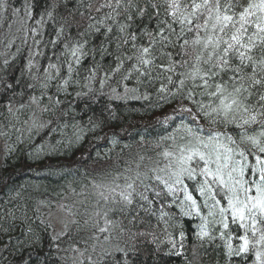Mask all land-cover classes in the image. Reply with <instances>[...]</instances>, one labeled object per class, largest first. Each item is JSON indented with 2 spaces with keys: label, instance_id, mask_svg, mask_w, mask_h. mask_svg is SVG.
<instances>
[{
  "label": "snow or ice",
  "instance_id": "obj_1",
  "mask_svg": "<svg viewBox=\"0 0 264 264\" xmlns=\"http://www.w3.org/2000/svg\"><path fill=\"white\" fill-rule=\"evenodd\" d=\"M9 7L8 0H0V13ZM12 16L22 35L6 37L5 48H16L11 62L22 52L26 56L18 76L6 75L11 62L3 59L0 106L23 125L16 129L17 144L24 143L27 131L30 158L59 154L65 144L71 148L84 139V129L73 123L72 135L61 131L64 138L55 144L32 142L68 128L61 121L74 109L61 96H70L73 86L87 89L76 91L77 98L106 97L111 119L119 118L120 103L140 104L135 115L158 110L155 122L165 134L156 141L161 150L155 158L141 155L123 174L104 175L99 182L94 177V205L87 199L80 208L61 205L73 219L50 238L48 248L54 244L56 253L75 255L50 260L26 213V229L13 236L12 211L0 217V251L30 250L18 264H107L115 252L127 255L113 243L114 234L126 231L124 221L112 217H131L128 223L134 224L144 214L164 224L169 254L185 255V241L194 237L185 264H198L205 245L219 248L224 264H235L236 258L264 264V0H23ZM106 60L111 64L101 74ZM22 84L33 93L39 87L40 93L16 106L17 96H24L16 91ZM24 112L31 114L20 121ZM45 114L50 119L43 120ZM13 121L6 127L14 128ZM89 124L95 131L104 121L89 117ZM111 143H119L115 132ZM12 150L6 145L8 154ZM185 218L199 221L191 234ZM82 225L91 229L95 259L71 237V227L79 231ZM65 236L68 247L61 249Z\"/></svg>",
  "mask_w": 264,
  "mask_h": 264
},
{
  "label": "trees",
  "instance_id": "obj_2",
  "mask_svg": "<svg viewBox=\"0 0 264 264\" xmlns=\"http://www.w3.org/2000/svg\"><path fill=\"white\" fill-rule=\"evenodd\" d=\"M8 4L10 5L8 10L0 13V65H2V61L6 57L11 62V53L16 51L15 47L10 49L5 48V38H12L11 35L6 33V30L8 33L14 35L16 29L20 27L18 17L12 16V8L21 7L23 0H8ZM10 24L12 25L11 28H9ZM20 35L22 33L16 36ZM15 44L20 45V40L16 39ZM25 56L26 51L22 52L21 56L14 62H11L6 75L18 76L19 68L22 66ZM41 63H46V61L41 60ZM109 64H111V60L104 62L101 74L107 71ZM90 65L91 61L85 64V68ZM94 86L99 89L98 84ZM16 91L24 92L23 97L17 96L16 106L20 103H27L29 95H39L40 93L39 87H36L33 93L32 90L25 88L23 84ZM76 91H87V89L73 86L69 88L70 96H61L74 109V111L69 110V116L64 117L61 121L62 124H68V128L49 134L44 137V141L34 136L32 142L38 144L50 141L52 144H55L56 141L64 138L61 135V131H63L64 136L72 135L73 129L71 125L73 123L80 125L84 129V139L81 143L74 144L71 148L65 144L60 147L59 154H41L40 159L30 158L29 156V152L32 149L29 147L27 140V131H24L22 137L24 143L22 145L17 144L19 133L16 129H22L23 125L22 123L13 121V118L9 116L6 109L0 106V131L9 133L7 138L0 135V217H4V213L12 211L16 217L14 222L16 230L11 234L19 236L21 231L26 229V224L22 223V219L26 213L28 221L43 239V250L48 253L52 261L57 260L58 256L75 255L74 253H56L54 244L51 250L48 248L49 243H51L50 238L66 231L64 227L65 221L73 219L61 205H75L77 208H80V202L86 199L90 204L94 205L92 179L95 177L96 181L99 182L104 175L111 177L123 174L126 167H135L136 161L141 155L155 158L156 152L161 149L151 146V143L153 140L157 141L160 136L165 134V132L156 131V124L152 123V121H155L156 115H159L158 110L155 114L135 115L131 113H133V110H138L140 104L134 101L128 105L117 102L120 103V107L117 109L119 118L111 119L106 108L108 104L106 97L103 99L98 97L93 102L77 98L75 96ZM103 91L107 93L109 90L105 88ZM9 95L11 94L9 93ZM3 103L4 101L0 100V104ZM36 111L38 112V109ZM30 114V112L21 113L20 121L28 119ZM89 117H92L94 121L103 120V127L90 131ZM42 119L48 120L50 117L45 114L42 116ZM9 121H13L14 128L6 127ZM53 127L58 126L53 125ZM112 132H115L118 136L119 143L116 145L111 143ZM143 133L146 134L143 136L144 144L140 142V137ZM98 137L104 138L99 139ZM6 145L13 149L11 154L6 152ZM97 153H99V157ZM147 162L145 160L144 163ZM61 168L64 169L63 172L54 174L51 171L52 169ZM85 172L88 174L86 177L84 175ZM117 182L122 183L123 181L121 179ZM56 208L60 211L61 216L65 217V220L61 222V229L58 231L52 229L46 218L47 212H51ZM81 211H83L82 208ZM112 218L124 221L126 231L119 235L114 234L113 243L119 244L121 248H125L127 255L115 252L107 258V264H124L125 261H127V264H185L186 257L188 259L192 258L191 245L194 242V237L191 235L185 241L187 249L185 255L169 254L171 245L166 248L157 246V240H168V237L164 231V224L158 222L156 217L141 214V218L134 224L128 223L131 217L124 218L116 215ZM41 220L45 221V224H41ZM9 222L11 221L9 220ZM197 223L199 221L196 219L185 218V230L191 234ZM46 225H50V227H47L45 231ZM148 225L151 226V230L147 229L146 231ZM70 231L71 237L76 241V246L81 250L87 248L88 252L86 255L92 254L91 245L93 241L89 240V236L92 234L91 229L82 225L79 231H77L76 226H72ZM129 233L134 235H130ZM21 238L24 239L25 237ZM68 241L69 237L67 236L61 238V249L68 247ZM219 243L220 241L216 242V244ZM205 248L207 252L201 253L203 259L198 260V264H216L217 260L220 261V264H224L219 248H215L214 245H205ZM28 251L30 250L16 253L11 247L8 251H0V264H18L21 256L27 259ZM97 251L99 250L97 249ZM92 255L93 259H95L96 255ZM33 260H35V256H33Z\"/></svg>",
  "mask_w": 264,
  "mask_h": 264
},
{
  "label": "rangeland",
  "instance_id": "obj_3",
  "mask_svg": "<svg viewBox=\"0 0 264 264\" xmlns=\"http://www.w3.org/2000/svg\"><path fill=\"white\" fill-rule=\"evenodd\" d=\"M16 18H14V19H16ZM6 33L8 35L12 36V34L8 33L7 30H6ZM17 34H19V33L14 32V35H17ZM46 218H47L49 224L51 225L52 229L55 231H58L61 229V222L65 220V217L61 216V213L57 208L51 212H47Z\"/></svg>",
  "mask_w": 264,
  "mask_h": 264
},
{
  "label": "bare ground",
  "instance_id": "obj_4",
  "mask_svg": "<svg viewBox=\"0 0 264 264\" xmlns=\"http://www.w3.org/2000/svg\"><path fill=\"white\" fill-rule=\"evenodd\" d=\"M95 87V86H94ZM96 88V87H95ZM152 123L153 124H156V126H155V130L156 131H161V132H165V129H164V126H162L161 124H158V123H156L155 121H152ZM146 134L145 133H143L142 134V136H145ZM142 144H144V141H143V143ZM151 146H155L156 147V141H152V143H151ZM160 151V150H159ZM151 226H149L148 225V227L146 228V231H147V229H150L151 230V228H150ZM145 231V232H146ZM143 235H145L144 233H143ZM143 241L145 242V239L143 238ZM157 243H158V245L157 246H159V247H169L170 246V244L168 243V240L167 239H159V240H157L156 241ZM215 246V245H214ZM215 248H217L216 246H215ZM235 264H241V261H240V258H236V260H235Z\"/></svg>",
  "mask_w": 264,
  "mask_h": 264
}]
</instances>
